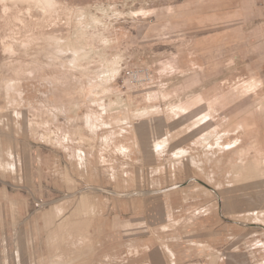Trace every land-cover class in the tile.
Listing matches in <instances>:
<instances>
[{"label":"rangeland","instance_id":"obj_1","mask_svg":"<svg viewBox=\"0 0 264 264\" xmlns=\"http://www.w3.org/2000/svg\"><path fill=\"white\" fill-rule=\"evenodd\" d=\"M261 7L259 0H0V202L8 207L0 211V264H207L218 249L264 264ZM90 109L102 114L92 124L108 142L78 147L76 167L101 153L108 176L116 165L124 182L134 158L126 146L113 155L105 144L124 142L132 124L141 136L151 124L165 127L151 135L161 168L147 174L156 187L186 190L189 200L174 196L171 208L167 194L154 202L146 194L125 207L165 225L159 235L168 248L137 252L125 233L89 259H51L52 219L34 209L51 197L32 196L23 207L20 165L32 142L67 149L80 139L74 134L90 132ZM4 186L16 200L11 207Z\"/></svg>","mask_w":264,"mask_h":264},{"label":"crops","instance_id":"obj_2","mask_svg":"<svg viewBox=\"0 0 264 264\" xmlns=\"http://www.w3.org/2000/svg\"><path fill=\"white\" fill-rule=\"evenodd\" d=\"M259 2L264 4V0H259ZM260 13V16L264 18V7H261ZM84 115L89 118L86 122L88 123L87 126L91 127L90 132H82V136L80 133L74 134V138L80 137V139L72 141L70 144L67 143V149H63L65 144L58 146L39 141L32 142L31 151L26 153L25 160L20 165L18 187L26 193H23L26 196L22 199L23 207L26 209L31 205L32 196L45 195L51 197L45 201L37 200V206H41V208H34L36 211H44L46 219H52L51 259H65L72 262L89 259L98 247L101 249L107 247L112 242L111 240H116V245L117 241L122 242L121 237L125 233H130L131 243L137 252L147 251L151 256L162 251L164 247L168 248V244L164 243L159 235V229L165 225L157 227L156 222L154 224L145 223L143 219L135 218L137 211L135 208L131 210L125 207L130 204L135 207L136 200L146 194H152V197L148 196L147 201H155V198L167 194L172 208V197L187 195L186 190L177 192L175 187H156V181L150 183L151 179L147 174L148 169L156 168L159 172L161 168L158 166L160 162L154 151V146L158 144V141L151 143V135L155 134L157 137H161L162 133L165 132V127L155 128L151 124L141 136L142 129L132 124L129 129L125 130L127 137L124 142L114 140L109 145L108 143L105 144L111 149L110 154L113 155H125L124 151L119 153L116 150L117 147L128 146L126 154L134 158V161L131 160L130 162L133 173L129 174L126 182H124V178L118 173L116 165H114V178L108 176L107 167L98 161V159L101 160V153H99L98 159L97 156L93 155L85 156V170L76 167L74 156L78 147L85 151L84 147L86 146L90 148L103 146L102 144L105 141L108 142L109 137L105 130H95L99 125L92 124L93 117L96 121H101L99 118L101 119L102 114L98 109H90V112ZM165 141L164 139L163 142ZM28 154L30 155L28 156ZM66 163L69 165L67 166ZM6 164L14 166L13 163L5 162ZM47 179H50V182ZM10 190L8 186L1 188L4 198L9 201L7 204L9 207L13 206L14 203L16 204V200L13 199V201L10 198ZM182 200L183 202L188 201L189 196ZM105 206H107L106 209ZM3 207L8 208L4 202H0V211ZM124 213H133V218H125ZM197 218L202 219L203 216ZM211 219L213 223L210 228L214 232L215 227L216 235H219V225L218 223L214 225L213 215ZM201 227L203 224H200L199 219L196 222V229ZM218 250L217 253L211 252L209 254L207 264H255L252 261V255H249V258L245 257L239 260L235 254L223 255L224 252ZM219 253L223 255V258L220 257ZM167 257L163 255V260H166ZM175 258L176 256L173 255V259Z\"/></svg>","mask_w":264,"mask_h":264},{"label":"bare ground","instance_id":"obj_3","mask_svg":"<svg viewBox=\"0 0 264 264\" xmlns=\"http://www.w3.org/2000/svg\"><path fill=\"white\" fill-rule=\"evenodd\" d=\"M58 48H59V47H58ZM72 50H73V49H72ZM73 51H74V50H73ZM76 51H77V50H76ZM52 53H53V52H52ZM61 53H62V52H61ZM74 53H75V51H74ZM73 55H74V54H73ZM96 82H97V81H96ZM103 84H105V83H103ZM248 85H249V84H248ZM48 107H49V106H48ZM57 109H58V108H57ZM208 119H209V118H208ZM208 119H207V120H208ZM207 120H204V121L201 120V121H202L201 123H205ZM201 123H199V124H201ZM199 124H198V125H199ZM206 131H207V130H206ZM203 132H204V131H203ZM203 132H202V133H203ZM213 132H214V131H213ZM220 132H221V131H220ZM210 133H211V132H210ZM206 134H207V133H206ZM212 134H213V133H212ZM209 135H210V134H209ZM204 136H205V135L203 134V139H204ZM201 137H202V136H201ZM207 137H209L208 134H207ZM212 138H213V137H212ZM205 141H206V139H205ZM216 141H217V140H216ZM198 142H199V141H198ZM207 142H208V141H207ZM207 142H206V143H207ZM209 143H210V146L213 147V143H214V142H209ZM209 143H208V145H209ZM222 143H223V142H222ZM222 143H221V142H217V145L220 146V145H222ZM206 145H207V144H206ZM224 145H225V144H224ZM127 147H128V146H127ZM201 148H202V147H201ZM120 150H121V148H120ZM126 150H128V149H126ZM126 150H124V151H126ZM210 152H212V151H210ZM189 154H190V153H189Z\"/></svg>","mask_w":264,"mask_h":264},{"label":"built area","instance_id":"obj_4","mask_svg":"<svg viewBox=\"0 0 264 264\" xmlns=\"http://www.w3.org/2000/svg\"><path fill=\"white\" fill-rule=\"evenodd\" d=\"M81 154H82V156H84V155H85L83 152H81V153H80V155H81ZM79 157H81V156H79ZM79 160H80V159H79Z\"/></svg>","mask_w":264,"mask_h":264}]
</instances>
